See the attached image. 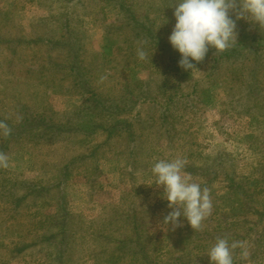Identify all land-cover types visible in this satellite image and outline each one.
Instances as JSON below:
<instances>
[{"label": "rangeland", "instance_id": "rangeland-1", "mask_svg": "<svg viewBox=\"0 0 264 264\" xmlns=\"http://www.w3.org/2000/svg\"><path fill=\"white\" fill-rule=\"evenodd\" d=\"M174 3L0 0V264H210L218 238L264 264V27L233 13L191 73ZM178 157L199 229L164 224L152 167Z\"/></svg>", "mask_w": 264, "mask_h": 264}, {"label": "clouds", "instance_id": "clouds-1", "mask_svg": "<svg viewBox=\"0 0 264 264\" xmlns=\"http://www.w3.org/2000/svg\"><path fill=\"white\" fill-rule=\"evenodd\" d=\"M173 7L175 25L169 43L181 56L179 66L191 73L197 69L193 61L202 62L210 48L222 53L237 42L233 13L237 20L264 27V0H175ZM138 56L144 59L146 53L139 50ZM0 128L7 130V125L0 122ZM0 166L7 167V157L3 154H0ZM184 168L182 158L162 159L154 164L152 174L155 186L164 189L162 199L171 209L164 217V224L176 228L186 221L195 230L211 215L213 204L208 189L191 182ZM237 248L246 259L244 242L230 243L226 238H218L208 253L210 264H234L233 253Z\"/></svg>", "mask_w": 264, "mask_h": 264}]
</instances>
